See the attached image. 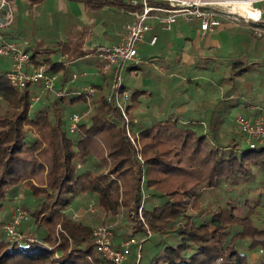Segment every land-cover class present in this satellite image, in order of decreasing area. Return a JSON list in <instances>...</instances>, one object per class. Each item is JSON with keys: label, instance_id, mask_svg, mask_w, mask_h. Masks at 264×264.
I'll use <instances>...</instances> for the list:
<instances>
[{"label": "trees", "instance_id": "1", "mask_svg": "<svg viewBox=\"0 0 264 264\" xmlns=\"http://www.w3.org/2000/svg\"><path fill=\"white\" fill-rule=\"evenodd\" d=\"M7 1L13 19L0 28L1 38L23 46L30 67L50 65L57 74L55 88L66 92L59 97L41 93L33 102L38 85L19 90L0 70V213L12 201L0 222L9 220L16 195L28 196L20 206L28 217L18 229L31 232L16 243L0 233V264H115L94 244L95 228L106 224L116 243L142 240L139 258L132 246L121 264H264V143L249 149L233 127L232 111L256 116L264 111V100H229L245 81L264 85L262 66L246 61L264 35L247 25L240 39L232 35L237 37L232 51L211 63L219 72L222 100H207L201 119L179 117L175 108L176 114L165 119L141 121L133 107L145 90L129 92L127 109L137 120L131 134L141 143L136 151L120 112L106 100L113 68L102 72L98 83L90 82L95 88L91 113L69 131L71 115L88 104L83 94L74 93L84 86L78 89L72 82L73 67L57 64L86 52L81 45L52 39L64 23L57 15L36 26L35 41L30 40L31 27L21 23L17 11L44 0H21L22 7H15L19 0ZM73 1L96 14L105 9L130 14L127 22L140 8L126 0ZM118 15L115 21L122 24ZM129 65L122 74L138 68ZM80 207L92 216L78 217Z\"/></svg>", "mask_w": 264, "mask_h": 264}, {"label": "crops", "instance_id": "2", "mask_svg": "<svg viewBox=\"0 0 264 264\" xmlns=\"http://www.w3.org/2000/svg\"><path fill=\"white\" fill-rule=\"evenodd\" d=\"M46 3L43 1L32 4L29 8H22L24 11L21 10V15L17 13L21 23L24 22L31 27L30 40L35 41L32 28L36 30L39 24L50 23L52 17L54 19L57 15L58 19L64 22L62 30L58 33V40L72 47L81 45V49L86 52L84 57H78L76 61L69 64L73 67L74 73L83 74L72 82L78 89L91 84L90 82L98 83L100 74L107 69L105 70L93 57L92 52L97 47L115 44L118 41L120 29L123 23L127 22L130 14L125 16L123 12H118L122 13L124 21L122 24H117L115 18L119 15L113 9H105L96 14L88 12L83 3L73 0L56 1L59 4L58 8H52ZM22 4L21 0L15 1V7H22ZM69 7L75 12L68 11ZM256 8L261 11L262 23H264V2L257 3ZM29 15L30 19H34V25L28 21ZM247 29L245 25L224 19L214 32L202 36L197 21L175 23L169 31L154 24L153 30L146 35L145 42L138 48V56L141 60L137 65L138 68L125 72L124 76L125 81L133 86L130 90L126 88V82L123 83L128 92L145 90L133 107V111L141 115L140 120L148 122L153 111L158 114L163 113L168 105L174 107L178 104L184 106L177 112L179 117L188 120L201 119L203 114L200 108L206 101L222 100L223 96V88L216 81L219 72L215 68L212 70V66L208 64L217 62L216 58L224 55L221 53L223 50L225 53L231 52L233 40H236L241 33L244 35V30ZM252 30L257 34L258 29ZM152 36H156L157 40L154 45H149ZM258 41H260L258 51L251 53V58H247L246 61L257 62L264 69V36ZM68 56L70 55H67L64 60ZM9 60V58L0 57V70L8 72L4 65L8 66ZM37 88L39 90H36L35 96H40V88L38 86ZM238 88L239 90L236 89L231 93L229 100H264V85L260 86L259 82L245 81ZM254 107L256 106H251V108ZM80 210H82L81 207L77 212Z\"/></svg>", "mask_w": 264, "mask_h": 264}, {"label": "built area", "instance_id": "3", "mask_svg": "<svg viewBox=\"0 0 264 264\" xmlns=\"http://www.w3.org/2000/svg\"><path fill=\"white\" fill-rule=\"evenodd\" d=\"M130 3L139 4L140 8L131 12L132 19L122 27L119 34V41L111 46H100L95 49V55L102 63L103 68H113L114 80L110 93L106 96L107 102L118 109L125 123V135L130 139L137 151L139 143L131 134V123H137L136 119L130 117V109H127L130 100V93L123 87L122 72L128 64L138 65L141 60L138 56V48L145 42L146 35L150 33L154 24L161 26L163 30L169 31L178 18L185 22L197 21L202 36L206 33L214 32L221 24L222 19L241 21L247 25L248 22L262 23L261 11L256 5L264 0H244L252 10H258L257 18H243L230 9L234 6L229 0H126ZM7 2L9 14L5 15L1 5ZM156 3L166 4V6L156 5ZM226 8L227 10H223ZM0 28L6 27L12 21L11 5L7 0H0ZM223 19V20H224ZM248 26V25H247ZM260 29L257 30V34ZM260 36V34H258ZM157 37L152 36L149 45L156 43ZM0 57L9 58L11 67L6 73L7 80L17 89L22 90L29 85H38L41 93H49L54 97L65 94L64 88H55L57 74L53 72L50 65L43 64L39 67L29 66V54L15 42H8L0 36ZM70 56L66 60H58V66L66 68L71 62L76 61ZM83 74H73V79H77ZM75 94H83L87 100L88 107L82 112H75L70 117L69 131L77 129L80 122L87 121L91 107L90 102L95 93V88L88 84ZM39 96L32 98L33 102L38 101ZM238 132L245 136L249 149H254L257 143H264V111L256 116H244L237 114L234 119ZM137 160L142 162V157L137 154ZM15 204L18 198H14ZM140 210V209H139ZM28 217L27 212L19 205L13 209L7 221L0 222V233L10 242L16 243L31 236V232H20L18 227ZM148 235H150L148 231ZM94 244L103 256L114 262L121 264L129 255L132 246H137L136 258H139L141 241L136 238L123 239L115 242L113 233L108 226H98L93 232Z\"/></svg>", "mask_w": 264, "mask_h": 264}, {"label": "rangeland", "instance_id": "4", "mask_svg": "<svg viewBox=\"0 0 264 264\" xmlns=\"http://www.w3.org/2000/svg\"><path fill=\"white\" fill-rule=\"evenodd\" d=\"M56 1H58V0H44V2H47L46 4H49V5H51V7L52 8H58L59 7V4H57L56 3ZM255 5H257V4H255ZM20 8V7H19ZM18 8V9H19ZM23 10V9H22ZM74 11V9H72L71 7H69L68 8V11ZM223 10H227L226 8H223ZM24 11V10H23ZM58 11V10H57ZM60 11V10H59ZM35 12H36V9H35ZM53 12H56V11H54L53 10ZM75 12V11H74ZM17 13L18 14H20L21 15V9H19L18 11H17ZM30 15H29V17H27L28 18V21L32 24V25H34L35 24V21H34V19H30ZM261 18H262V16H261ZM224 19V18H223ZM222 19V20H223ZM178 22H185V21H183L181 18H178L177 19V21H176V23H178ZM235 23H237V24H242V25H245V24H243V22H241V21H234ZM262 22V21H261ZM34 32H35V29H33L32 28V33L34 34ZM32 33H31V35H32ZM56 33H57V31H56ZM258 34H260V35H264V29H261L260 31H258ZM58 35L57 34H54V36H53V40L55 41L56 39H58ZM18 44V43H17ZM19 46H20V44H18ZM20 47H22L23 48V46H20ZM221 53H223V54H227V53H225V50H223V52H221ZM220 58H216V59H218V61H220L221 60V57H223L224 58V56H222V55H220L219 56ZM230 60V59H229ZM142 64V63H141ZM208 65H213V64H208ZM5 66V68H7V70L9 71V68L11 67V61L9 60V63H8V66H6V65H4ZM133 73V72H132ZM124 76H125V74L123 73L122 74V80H123V83L124 82H126L125 81V79H124ZM133 86L132 85H130L129 84V82H126V88H128V89H130V90H132L133 88H132ZM149 106V105H148ZM178 107L176 108V105H174V107H171V105L169 106H167L166 107V111L165 112H163V113H160L159 112V114L157 113V112H155V111H153L152 112V116H151V119L150 120H152L153 119V121L154 120H157V119H163V118H165V116H169L171 113H175V108H176V110L177 111H180L181 110V108H183L184 106H179V104L177 105ZM171 110H173V112H170ZM233 111V113H234V115L236 116L237 114H241L240 112H238L237 110H232ZM134 113H138V112H135V110L133 111V114ZM233 115V117H235ZM145 121H147V120H145ZM233 127H234V129L236 130V127H235V122L233 121ZM246 143H242V145H245ZM141 146V143H140V141H139V147ZM16 197L18 198V203H17V205H19V206H21L23 203H25V202H27V201H29L30 200V197H28V196H25L24 197V195H21V194H18V195H16ZM210 199V198H209ZM12 200H13V198H12ZM11 200L10 201H8V202H6L5 203V206H4V209H3V211L0 213V219H4V216H5V214L6 213H10V209H11V206H12V204H11ZM83 208L85 209V208H87L88 206H89V202H84L83 203ZM82 208V207H81ZM84 209H82V210H80L79 212H76L77 214H78V217H81L82 215H84V214H86V216L87 215H89V216H92V214L90 213L89 214V212H90V210L89 209H85V210H88V211H85ZM78 210H79V208H78ZM78 210H76V211H78ZM94 212H96V211H94ZM6 218V217H5ZM105 226H109V227H111L110 226V224H106ZM260 253V251H257V252H253V254H252V256L255 258V257H257V255Z\"/></svg>", "mask_w": 264, "mask_h": 264}, {"label": "bare ground", "instance_id": "5", "mask_svg": "<svg viewBox=\"0 0 264 264\" xmlns=\"http://www.w3.org/2000/svg\"><path fill=\"white\" fill-rule=\"evenodd\" d=\"M228 2L233 3L234 6L230 9L232 13H235L243 18H257L259 14L258 10H252L248 5L247 1L244 0H229ZM257 9V8H256ZM3 16L0 15V20H3Z\"/></svg>", "mask_w": 264, "mask_h": 264}, {"label": "water", "instance_id": "6", "mask_svg": "<svg viewBox=\"0 0 264 264\" xmlns=\"http://www.w3.org/2000/svg\"><path fill=\"white\" fill-rule=\"evenodd\" d=\"M1 8L4 12L5 15H8L9 14V5L7 2H4L2 5H1ZM247 25L251 28H254V29H264V23H258V22H248Z\"/></svg>", "mask_w": 264, "mask_h": 264}]
</instances>
